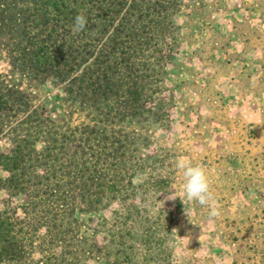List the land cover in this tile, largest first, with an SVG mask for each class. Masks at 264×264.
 <instances>
[{
  "label": "rangeland",
  "instance_id": "obj_1",
  "mask_svg": "<svg viewBox=\"0 0 264 264\" xmlns=\"http://www.w3.org/2000/svg\"><path fill=\"white\" fill-rule=\"evenodd\" d=\"M140 1L163 17L146 26L155 45L125 60L98 106L79 109L63 84L24 79L0 56L28 110L42 109L55 129L90 128L111 166L118 191L75 215L78 238L103 255L85 264H264V0ZM181 158L206 171L218 217L181 200ZM25 201L1 191L0 211L20 219Z\"/></svg>",
  "mask_w": 264,
  "mask_h": 264
},
{
  "label": "trees",
  "instance_id": "obj_2",
  "mask_svg": "<svg viewBox=\"0 0 264 264\" xmlns=\"http://www.w3.org/2000/svg\"><path fill=\"white\" fill-rule=\"evenodd\" d=\"M142 2L0 0V56L24 79L63 84L79 109L87 100L98 106L121 81L125 60L155 45L146 26L163 17ZM80 14L87 23L77 32ZM6 79L0 74V139L8 146L0 152V192L26 201L20 219L10 206L0 211V264H85L96 251L98 262L103 255L78 238L75 215L103 209L118 191L111 166L89 142L90 128H53Z\"/></svg>",
  "mask_w": 264,
  "mask_h": 264
},
{
  "label": "clouds",
  "instance_id": "obj_3",
  "mask_svg": "<svg viewBox=\"0 0 264 264\" xmlns=\"http://www.w3.org/2000/svg\"><path fill=\"white\" fill-rule=\"evenodd\" d=\"M86 23L87 18L84 15H77L74 20L73 30L77 32L83 30ZM176 168L180 171L183 178V193L182 197H180L181 200L186 199L190 202L195 201L200 206L209 209V216L211 218L218 217L220 215V209L211 191L209 179L204 168L199 165H194L186 158L178 159ZM186 214L188 216L190 213L186 212Z\"/></svg>",
  "mask_w": 264,
  "mask_h": 264
}]
</instances>
